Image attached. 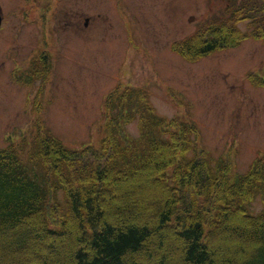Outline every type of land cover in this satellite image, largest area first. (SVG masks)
Listing matches in <instances>:
<instances>
[{
  "label": "trees",
  "instance_id": "obj_1",
  "mask_svg": "<svg viewBox=\"0 0 264 264\" xmlns=\"http://www.w3.org/2000/svg\"><path fill=\"white\" fill-rule=\"evenodd\" d=\"M224 2L173 49L196 61L250 35L264 39V0ZM117 107L97 148L72 150L52 135L0 148V264H141L139 255L170 264L172 239L183 245L179 264H264V209L250 212L257 195L264 202V159L244 174L214 163L197 148L196 124L160 115L143 89L127 90ZM136 198L154 203L152 220ZM220 230L252 240L212 244Z\"/></svg>",
  "mask_w": 264,
  "mask_h": 264
},
{
  "label": "rangeland",
  "instance_id": "obj_2",
  "mask_svg": "<svg viewBox=\"0 0 264 264\" xmlns=\"http://www.w3.org/2000/svg\"><path fill=\"white\" fill-rule=\"evenodd\" d=\"M224 3L53 0V79L40 95L34 90L28 96L29 90L8 79L11 61L5 55L13 47V56L20 50L26 57L33 42L41 39V29L28 27L21 17L9 15V10L25 8L26 0H0V8L8 13L6 25H10L0 32V148L7 147L11 139L21 142L24 135L35 143L37 117L68 148L98 146L109 134L105 102L121 84L122 88H143L162 116L195 123L199 128V152L206 151L216 163L225 159L237 172H248L255 160L264 157V80L260 85L250 80L251 74L264 77V39L246 37L234 47L193 62L173 50L175 40L196 31ZM238 27L242 32H251L248 20L239 22ZM14 32H20V38H12ZM27 97L33 100L30 103L34 111L29 102L26 104ZM35 102L41 112H36ZM127 127L132 137L139 135L137 121ZM143 187L147 192L155 191L147 181ZM143 198H136V211H144L146 219L152 220L154 203L144 202ZM111 202L121 201L115 197ZM250 206L253 214L263 210V196L257 195ZM246 235H224L220 230L212 244L219 239L228 243L252 240L249 233ZM170 244L175 257L170 264H179L183 245L174 239ZM138 261L157 264L145 255H139Z\"/></svg>",
  "mask_w": 264,
  "mask_h": 264
},
{
  "label": "flooded vegetation",
  "instance_id": "obj_3",
  "mask_svg": "<svg viewBox=\"0 0 264 264\" xmlns=\"http://www.w3.org/2000/svg\"><path fill=\"white\" fill-rule=\"evenodd\" d=\"M52 2L53 0H42L40 6V0H26L25 8L8 11L11 16L21 17L28 24V27H40L42 33L41 39L33 42V47L30 48L26 57L21 56L20 50L17 56H13V47L10 53L7 51L5 55V58L11 61L9 62L8 79L13 85L29 90L28 96L34 90L37 95H40L41 89H48L53 79L54 26L51 24L53 18ZM39 10L41 12L40 18ZM7 15L5 8H0V32H4L10 27V25H6ZM39 19L42 20L41 24H39ZM19 33L14 32L11 37L20 38ZM32 101L28 97L25 100L26 104L29 102V106L34 111L31 105ZM36 106H38L37 103L34 108L38 111L39 107L36 108Z\"/></svg>",
  "mask_w": 264,
  "mask_h": 264
},
{
  "label": "bare ground",
  "instance_id": "obj_4",
  "mask_svg": "<svg viewBox=\"0 0 264 264\" xmlns=\"http://www.w3.org/2000/svg\"><path fill=\"white\" fill-rule=\"evenodd\" d=\"M263 205H264V203H263Z\"/></svg>",
  "mask_w": 264,
  "mask_h": 264
}]
</instances>
